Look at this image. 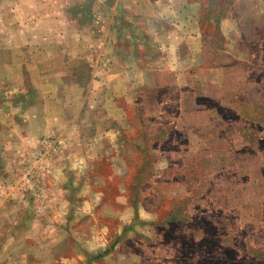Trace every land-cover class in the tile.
<instances>
[{
	"label": "rangeland",
	"instance_id": "obj_1",
	"mask_svg": "<svg viewBox=\"0 0 264 264\" xmlns=\"http://www.w3.org/2000/svg\"><path fill=\"white\" fill-rule=\"evenodd\" d=\"M131 3L0 0V264H264L257 108L246 106L254 124L236 125L249 140L234 156L251 170L221 185L211 170L218 156L198 140H161L164 151L152 152L151 124L132 98L123 102L127 123H83L85 97L94 102L114 79L101 23L115 25L117 6ZM202 29L222 42L211 21ZM134 33L144 40L125 26L112 50H130L124 41ZM248 49L264 62L258 42ZM110 126L117 136L101 141L99 129Z\"/></svg>",
	"mask_w": 264,
	"mask_h": 264
},
{
	"label": "crops",
	"instance_id": "obj_2",
	"mask_svg": "<svg viewBox=\"0 0 264 264\" xmlns=\"http://www.w3.org/2000/svg\"><path fill=\"white\" fill-rule=\"evenodd\" d=\"M214 1L222 5L220 10H216L215 4L219 3ZM243 1L245 5L241 0H132L130 9L117 6L121 19L117 18L115 25L111 21L101 23L106 29L103 41L107 55L115 61V68L107 72L114 79L101 87L104 96L100 94L94 102L93 95L85 97L83 123H127L123 102L132 98L133 108L140 110L143 122L151 124L146 133L147 138L156 139L152 152L164 151L158 141L184 136L186 140L200 141L198 148L203 154L212 150L209 154L218 156L211 170L220 185L240 176V172L250 171V163L241 165L234 156L244 151L237 146L239 142L249 140L236 125L254 124L256 116L246 112V106H253L260 111L256 122L264 128V62L256 61L248 49L250 42H258L259 56H264V6L261 0L260 4ZM210 21L216 25L222 42H217L216 33L202 29ZM125 26L146 34L144 40L134 33L124 41L132 45L130 50L113 51L112 46L120 41V29ZM110 92L113 95L108 98ZM152 92L166 94L158 97ZM200 99L211 103L199 102ZM236 105L241 111H236ZM99 132L101 141L117 136L116 126L115 130L110 126ZM222 141L225 144H219ZM187 143L180 144L177 151L180 153ZM223 160L226 164H222ZM247 197L244 204L249 202Z\"/></svg>",
	"mask_w": 264,
	"mask_h": 264
}]
</instances>
